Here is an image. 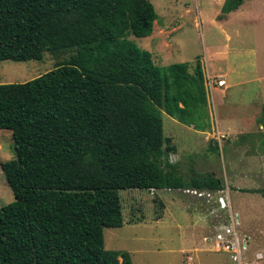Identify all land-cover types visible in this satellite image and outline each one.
<instances>
[{"label":"trees","instance_id":"obj_1","mask_svg":"<svg viewBox=\"0 0 264 264\" xmlns=\"http://www.w3.org/2000/svg\"><path fill=\"white\" fill-rule=\"evenodd\" d=\"M244 2L225 0L218 19ZM157 18L150 0H0V63L74 52L36 79L0 84L15 154L0 165L14 197L0 208V264H132L104 247V229L123 226L119 191L223 190L212 174L187 179L162 161L174 150L163 149L162 112L209 127L199 58L192 72L159 67L128 39L150 37Z\"/></svg>","mask_w":264,"mask_h":264},{"label":"rangeland","instance_id":"obj_2","mask_svg":"<svg viewBox=\"0 0 264 264\" xmlns=\"http://www.w3.org/2000/svg\"><path fill=\"white\" fill-rule=\"evenodd\" d=\"M224 1L150 0L158 17L151 36H128L159 67L189 63L192 72L198 57L205 78L210 74L201 119L209 129L195 130L162 112L163 139L169 140L163 149H174L162 161L176 165L187 179L212 174L223 186L221 191H119L123 226L104 229V247L127 252L132 264H264V198L250 193L264 191V0H245L219 20ZM73 54L2 62L0 83L31 81ZM212 54L215 70L208 59ZM220 72L224 87L215 82ZM240 100L248 107V121L227 118L231 110L239 115L232 107ZM14 158L11 132L0 130V165ZM13 200L0 167V208ZM220 240L239 246L240 261L239 251L235 260L232 251L217 249Z\"/></svg>","mask_w":264,"mask_h":264},{"label":"crops","instance_id":"obj_3","mask_svg":"<svg viewBox=\"0 0 264 264\" xmlns=\"http://www.w3.org/2000/svg\"><path fill=\"white\" fill-rule=\"evenodd\" d=\"M240 9V8H239ZM238 9V10H239ZM237 10V11H238ZM236 12V11H235ZM234 12H232V13H230L229 15H232ZM214 58H215V55L214 54H212L210 57H208V59H210L211 60V68L212 69H214L215 70V60H214ZM207 73H208V71H207ZM208 75H210L209 73H208ZM208 75H206V78H208V77H210V76H208ZM224 78H225V74H223V73H216V75H215V82H218V81H223L224 83L222 84V85H217L218 87H224V86H226V82H225V80H224ZM211 79V78H210ZM208 80V79H207ZM212 80V79H211ZM210 80V81H211ZM1 82V81H0ZM6 81H3L2 83H0V84H7V83H5ZM207 82H209V81H207ZM212 82V81H211ZM213 83V82H212ZM207 84V83H206ZM242 100H240V104L239 105H237V104H234L233 105V107H232V109H234V108H239V110H238V113H239V115L237 116L236 114H235V112L233 111V110H231L230 111V113L227 115V118L228 119H231V120H238V121H248V119L249 118H251V117H247L246 115H247V113H248V107H244V106H242ZM221 104H222V102H221ZM242 108H245V109H243L242 110ZM261 112L263 113V109H261ZM264 114V113H263ZM239 261H240V255H239Z\"/></svg>","mask_w":264,"mask_h":264},{"label":"built area","instance_id":"obj_4","mask_svg":"<svg viewBox=\"0 0 264 264\" xmlns=\"http://www.w3.org/2000/svg\"><path fill=\"white\" fill-rule=\"evenodd\" d=\"M211 81H209V85H210ZM224 82L223 81H218L217 84L218 85H222ZM211 86V85H210ZM234 240V239H233ZM220 243H222V245H220ZM222 246V247H221ZM216 247L217 249H224L226 252H231L232 251V254H233V258L236 260L237 257H236V253L239 251V254H238V259H239V255H240V250H239V246L234 244L233 242H229V241H226V242H223L222 240H220V242H217L216 244ZM237 259V260H238Z\"/></svg>","mask_w":264,"mask_h":264},{"label":"water","instance_id":"obj_5","mask_svg":"<svg viewBox=\"0 0 264 264\" xmlns=\"http://www.w3.org/2000/svg\"><path fill=\"white\" fill-rule=\"evenodd\" d=\"M222 201V200H221ZM223 202V201H222ZM223 205H224V202H223Z\"/></svg>","mask_w":264,"mask_h":264}]
</instances>
